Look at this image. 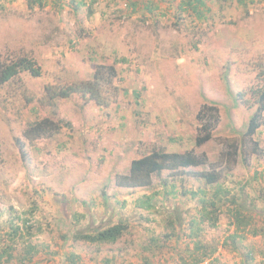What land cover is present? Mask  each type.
<instances>
[{
	"label": "rangeland",
	"instance_id": "1",
	"mask_svg": "<svg viewBox=\"0 0 264 264\" xmlns=\"http://www.w3.org/2000/svg\"><path fill=\"white\" fill-rule=\"evenodd\" d=\"M126 1L84 0L75 10L70 0L58 5L45 0L33 9L27 0H0V54L27 55L42 70L37 78L22 74V86L0 88V230H6L14 211L29 212L41 228L36 239L48 248L43 264H68V253L84 264L111 257L116 264H144L147 258L166 264L163 254L147 255L143 246L152 235L170 231L164 225L169 212L184 213L186 222L195 214L197 197L182 192L203 187L193 177L202 171L240 194L241 205L255 215V226H264V217H257L264 214V113L248 134L257 106L247 108L232 96L262 83L257 75L264 69V0H251L246 7L205 0L200 20L189 12L179 15V0H150L152 13L144 7L148 0H131L139 4L134 12ZM98 64L116 68L121 92L115 104L99 107L79 95L52 105L42 102L46 84L87 80ZM30 97L34 101L26 103ZM199 111L212 137L196 147ZM44 117L61 124L59 133L26 141L23 131ZM232 140L235 155L228 146ZM138 142L159 144L167 152L193 150L204 163L165 170L152 177L148 189L128 187L124 177L139 157ZM171 185L174 196L169 193L165 200L164 188ZM153 192L159 196L147 214L136 201ZM219 216L216 228L204 234L208 244L219 243L212 258L240 264L231 247H221L234 228L224 214ZM118 220L129 231L115 244L98 247L70 239L75 230ZM181 236L170 244L181 246ZM245 242L255 246L259 263L264 240L248 237Z\"/></svg>",
	"mask_w": 264,
	"mask_h": 264
},
{
	"label": "trees",
	"instance_id": "2",
	"mask_svg": "<svg viewBox=\"0 0 264 264\" xmlns=\"http://www.w3.org/2000/svg\"><path fill=\"white\" fill-rule=\"evenodd\" d=\"M44 1L27 0V3L28 7L33 9L36 4L40 7L45 5ZM60 1L56 0L57 5L60 4ZM70 1L74 5L75 10H79L84 5V0ZM127 1L126 5H131L134 12L139 4L131 0ZM231 1H235L239 6L246 7L247 2L251 0ZM144 7L149 13L154 10L150 0L145 3ZM176 10L179 15L188 12L193 13L200 20L203 16V10H206L205 0H179ZM88 13L90 15L92 11ZM121 60L124 62V59ZM24 73L30 77L37 78L42 75V70L38 63L27 55L8 57L0 54V88L12 83H19L22 86L23 82L20 76ZM116 77L117 71L113 64H98L94 68L91 77L87 80H77L69 83L58 81L46 84L43 87L42 102L52 105L55 101L79 95L96 106L108 107L111 104H115L120 96L121 89L115 84ZM257 77H261L262 83L251 84L246 90L232 94L236 103H241L247 108L257 106L255 114L250 121L248 134L255 132L260 125V115L264 113V69H260ZM224 78L227 80V82L225 81L227 92L231 93L227 72H224ZM25 100L26 103H29L34 101V98L30 97ZM208 109L211 111L213 107ZM202 117L203 111H199L196 116L199 124L194 140L196 147L201 146L212 137L211 125L203 122ZM60 130L61 124L58 121L44 117L31 122L23 131L22 136L26 141L32 143L54 137ZM234 142L232 140L228 144L232 148V155H235L237 151ZM136 153L139 157L130 162L128 174L124 177L127 181L125 185L128 187L148 189L151 186L152 177L160 176L165 170L178 171L199 168L204 163V159L197 156L193 150L182 153L167 152L159 144L138 142ZM2 163L3 158L0 151V166ZM259 175V173H256L254 178H258ZM193 177L202 181L203 187H198L194 192L189 190L190 192L185 191L182 194L193 198L197 197L195 214L186 222L184 213L169 212V217L164 225L170 231L162 235H152L147 244L143 246L145 253L155 256L154 253L156 251L157 255L163 254L161 258H165L164 262L166 264H224L220 263L217 257L212 258L217 251L219 243L208 244L204 238L207 230L216 228L220 218L219 215L224 214V217L234 229L232 234L224 238L221 247L227 249L231 247L232 252L240 256V264H264V249L259 253L261 257L258 263L256 262L257 250L255 246L245 242L248 237H260L264 240V226H255V215L241 205L239 202L240 194L231 192L219 184L218 177L213 173L202 171L195 173ZM208 189H211V191ZM164 190V199L167 200L168 194L174 190V185H171L169 190H166V188ZM156 196H159L157 192H153L150 195H142L140 199H137L136 207L150 214L152 209H155L154 198ZM259 196H263V192ZM255 200L253 199L252 202L254 203ZM10 217L6 230H0V264H43L46 259L48 260L47 255L49 252L47 253L48 248L43 244L41 245L36 239L41 230L40 226L30 218L32 216L29 212L19 213L14 211ZM257 217H264V214L257 215ZM89 227L72 232L71 241L74 243L83 242L98 247L112 245L117 243L129 231L128 224L122 220L108 223L102 227ZM174 227H177L179 231L176 232L175 230L174 233ZM180 236L184 238L183 246L177 244L172 246L170 243L173 239L179 240ZM66 237L63 238L65 242L68 240ZM66 259L68 264H84L73 253H68ZM98 263L116 264L113 257L101 259ZM144 264L152 263L147 258L144 260Z\"/></svg>",
	"mask_w": 264,
	"mask_h": 264
}]
</instances>
